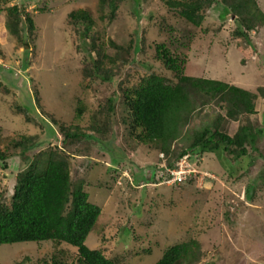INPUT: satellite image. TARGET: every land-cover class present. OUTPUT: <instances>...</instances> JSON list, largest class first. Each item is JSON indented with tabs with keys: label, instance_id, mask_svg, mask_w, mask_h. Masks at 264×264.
<instances>
[{
	"label": "rangeland",
	"instance_id": "obj_1",
	"mask_svg": "<svg viewBox=\"0 0 264 264\" xmlns=\"http://www.w3.org/2000/svg\"><path fill=\"white\" fill-rule=\"evenodd\" d=\"M258 1L264 8V0ZM97 2L0 0L1 8L23 5L34 25L25 44L6 32L5 15L0 12L1 149L11 151L10 141L21 134L37 136L29 151L59 143L61 137L52 118L66 125L85 124L96 111L97 102L116 90L119 79L136 77L134 70L142 69L139 63L124 67L111 83L84 81L80 35L67 16L79 8L93 17L92 33L97 42L107 45L111 39L124 45L137 41L140 50L136 59L151 62L155 70V44L168 46L167 40L175 38V51L186 59V72L250 89L264 84V35L259 44L263 56H256L245 39L235 36L234 18L228 15L220 19L215 6L204 11L200 25L193 26L177 17L163 0H139L138 9L134 0H120L113 17L101 20ZM255 27V34L263 31ZM114 50L106 49L110 54ZM79 98L84 108L77 118L74 110ZM263 104V100L256 101L260 109L248 116L252 124L259 125ZM211 108L203 107L189 126L209 119ZM239 121L244 122L245 117L240 116ZM119 133L116 143L124 155L119 156L121 166L116 165V176H111L110 151L98 155L108 145L104 140L101 144L83 138L75 151L71 150L77 153L69 160L71 176L80 175L88 200L100 208L84 239L88 247L104 246L105 251L122 259L121 264H153L168 245L195 238L204 252L196 264H264V126L255 140L256 148L246 146V154L237 161L223 152L220 157L206 152L195 166L206 170L207 176L199 171L189 181L171 184L157 179L163 173L159 168L166 161L164 156L132 141L129 146ZM181 143L177 141L174 148ZM84 153L89 157H83ZM28 157L29 152L15 150L3 161L5 168L0 160V198L5 202L9 201L15 173L26 166ZM155 164L158 167H153ZM59 249L60 245L50 241L0 244V264H43L42 259L49 263V256L60 254ZM66 250L63 260L69 262L75 251Z\"/></svg>",
	"mask_w": 264,
	"mask_h": 264
},
{
	"label": "trees",
	"instance_id": "obj_2",
	"mask_svg": "<svg viewBox=\"0 0 264 264\" xmlns=\"http://www.w3.org/2000/svg\"><path fill=\"white\" fill-rule=\"evenodd\" d=\"M119 1L98 0L100 20L113 17ZM163 2L177 13V17L193 26L200 25L204 11L215 6L220 19L228 15L234 18L235 36L245 39L256 56H263L259 44L264 35V8L258 0ZM138 3L139 0H134V8L138 9ZM0 12L5 15L6 32L28 44L26 39L34 25L24 6L13 4L0 7ZM67 16L69 24L80 35L83 55L81 75L84 81L111 83L118 70L124 67L139 63L142 69L137 70L139 73L134 70L136 77L119 79L116 90L106 93L104 99L97 102L96 111L89 114L85 124L69 122L66 125L52 118L61 137L59 143L29 151L35 145L37 136L21 134L10 141L8 147L11 151L0 148L2 162L14 155L15 150L29 152L26 166L15 173L9 201L0 198V244L50 241L53 245H60V254H51L49 263L42 259L43 264H121L122 259L105 251L104 246L88 247L84 243L100 214V208L88 200L80 175L71 176L69 160L77 155L71 150L75 151L77 143L83 138L89 137L101 144L104 140V145H108L98 155L103 156L110 151V166L114 168L109 169L113 170L111 176H116V165L121 166L119 156L124 155L123 149L116 143L120 131L119 135L129 146L132 141L164 156L166 161L159 168L163 173L157 177L160 182L168 176L166 169L173 167L184 154L194 166L198 165L201 154L206 152H216L219 157L223 152L221 154H227V158L235 162L246 154V146L255 147V140L262 132L263 123L252 124L248 116L258 113L260 108L256 107V101H264V84L250 89L220 78L186 72V59L176 54L175 38L167 40L168 46L163 42L155 44V70L151 62L136 59L140 50L137 41L124 45L111 39L107 45L97 42L98 37L92 33L95 21L88 10H71ZM254 27L259 32L250 35L248 31ZM108 46L115 49L112 54L106 51ZM80 101L79 98L74 110L77 118L84 108ZM205 106H213L212 115L198 126L190 127L194 115ZM24 114L28 120L29 116L26 112ZM240 116L245 117L244 122L239 121ZM234 120L238 122L234 123ZM177 141L182 142L181 147L174 148ZM82 156L89 157L88 153ZM5 166L3 162L2 167ZM153 167L158 166L155 164ZM193 177L191 175L185 180ZM138 180L134 179L136 183ZM70 248L74 249L75 256L66 262L64 255ZM203 254L199 241L189 238L168 245L153 264H196Z\"/></svg>",
	"mask_w": 264,
	"mask_h": 264
},
{
	"label": "built area",
	"instance_id": "obj_3",
	"mask_svg": "<svg viewBox=\"0 0 264 264\" xmlns=\"http://www.w3.org/2000/svg\"><path fill=\"white\" fill-rule=\"evenodd\" d=\"M182 166L184 168H182ZM168 176L162 179V182H167L168 184L184 180L191 175H195L199 170L188 162L187 154L182 155L178 160L175 161L174 166L166 169ZM203 175L207 176L206 172H202ZM188 175V176H187Z\"/></svg>",
	"mask_w": 264,
	"mask_h": 264
},
{
	"label": "clouds",
	"instance_id": "obj_4",
	"mask_svg": "<svg viewBox=\"0 0 264 264\" xmlns=\"http://www.w3.org/2000/svg\"><path fill=\"white\" fill-rule=\"evenodd\" d=\"M250 31L248 32L250 35H253V33L255 32V30L254 29H249ZM252 33V34H251ZM252 37V36H251ZM199 170V169H198ZM199 171H206V170H199Z\"/></svg>",
	"mask_w": 264,
	"mask_h": 264
},
{
	"label": "crops",
	"instance_id": "obj_5",
	"mask_svg": "<svg viewBox=\"0 0 264 264\" xmlns=\"http://www.w3.org/2000/svg\"><path fill=\"white\" fill-rule=\"evenodd\" d=\"M260 123L262 122H264V111H263V113H262V118L260 119V120H258Z\"/></svg>",
	"mask_w": 264,
	"mask_h": 264
}]
</instances>
